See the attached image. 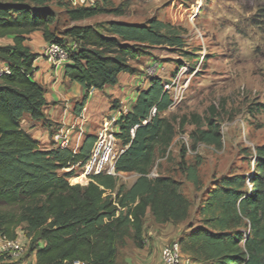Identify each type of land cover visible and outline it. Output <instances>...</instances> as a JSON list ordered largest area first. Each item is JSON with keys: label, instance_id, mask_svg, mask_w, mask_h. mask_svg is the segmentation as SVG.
<instances>
[{"label": "trees", "instance_id": "trees-1", "mask_svg": "<svg viewBox=\"0 0 264 264\" xmlns=\"http://www.w3.org/2000/svg\"><path fill=\"white\" fill-rule=\"evenodd\" d=\"M51 1L0 0V38H11L0 45V61L9 68L0 75V233L11 238L20 227L30 238L28 253L34 252L37 264H118L117 249L126 240L143 246L148 213L157 224L187 219L191 204L180 181L171 175L152 176L151 171L186 125L193 126L188 132L192 150L200 143L220 149L217 110L211 105L206 115L166 116L173 100L164 81L150 76L149 86L139 88L131 108L115 120L123 147L115 161L116 174L71 179L72 167L83 165L96 135L86 134L73 152L69 147L46 148L22 127L25 114L49 121L46 90L33 78L38 54L26 44L27 36L39 32L45 42L66 47L63 77L84 90L73 106L75 114L81 113L91 89L116 85L120 73L138 70L131 62L148 56L151 48L181 50L184 39L177 27L154 17L142 23L112 19L71 25L65 31L72 39L68 48L50 27L56 16ZM57 4L73 22L125 11L123 3L107 6L104 0L91 7L62 0ZM248 108L264 115V102ZM186 153L181 144L177 167L199 188L197 163H187ZM65 168L70 169L61 173ZM118 173L136 177L125 186ZM198 215L199 225L177 239L195 264H264V142L254 148L249 174L232 173L212 183Z\"/></svg>", "mask_w": 264, "mask_h": 264}, {"label": "rangeland", "instance_id": "rangeland-1", "mask_svg": "<svg viewBox=\"0 0 264 264\" xmlns=\"http://www.w3.org/2000/svg\"><path fill=\"white\" fill-rule=\"evenodd\" d=\"M104 3L107 6L123 3L124 14H100L73 22L67 17L64 6L53 0L49 5L56 16L50 27L69 48L72 39L65 35V31L71 25L100 24L112 19L142 23L154 17L177 27L184 46L181 50L167 46L151 48L148 56L131 62L138 69L134 74L123 73L117 85L89 91L79 146L86 134L97 136L103 124L123 107L125 102L122 100L133 98L150 75L160 77L164 83L175 79L176 92L174 94L171 90L173 104L164 112L166 116L206 115L211 105L217 110L222 136L220 149L200 143L192 150L188 132L193 126L186 125L174 136L168 155L158 157L151 171L152 176L171 175L180 181V190L191 204L188 217L180 224L177 234V237L184 236L189 227L199 225L198 209L212 183L232 173L249 174L254 148L264 142V115L248 112L251 103L264 102V0H104ZM10 42V37L0 38V45ZM26 44L38 55L46 46L42 37L28 39ZM155 67L156 72L150 74ZM68 87V83H64L62 90L71 93L72 111L84 91L78 93ZM44 88L47 92V87ZM128 104L130 100L125 105ZM59 122L32 120L28 114L22 118L23 128L33 137L48 131V140L39 141L46 148L56 146L52 136ZM74 143L72 141L71 145ZM181 144L187 148V163H197L199 188L187 181L177 167ZM121 147L117 140V148ZM72 168L71 179H85L81 177L82 166L74 165ZM117 175L125 186H129L136 177L134 173ZM137 248L140 247H136L132 240H126L117 249L118 264H155L151 246L144 248L145 254Z\"/></svg>", "mask_w": 264, "mask_h": 264}, {"label": "built area", "instance_id": "built-area-1", "mask_svg": "<svg viewBox=\"0 0 264 264\" xmlns=\"http://www.w3.org/2000/svg\"><path fill=\"white\" fill-rule=\"evenodd\" d=\"M72 6H95L99 0H67ZM75 46V44H74ZM67 49L58 43H46L44 56L49 62L55 65H63L67 60ZM156 67L152 68L150 74L156 72ZM8 65L0 61V75L8 74ZM154 76V75H150ZM175 79L170 83H164V89L172 94V89L175 94L174 87ZM172 98V96H171ZM173 100V98H172ZM64 109L61 121L58 128L52 136L56 146L61 148L69 147L75 152L78 149L79 141L82 136V126L85 115L84 108L81 113L75 114L70 111L71 102L69 98H63ZM173 104V103H172ZM172 106V105H171ZM154 113V110H152ZM118 128L115 125V118L111 117L102 126L96 140L82 165V172L86 179L92 175L99 173L116 174L115 161L117 156L123 151V147L117 148L116 132ZM134 127L130 129V134L133 135ZM74 141V145L71 142ZM30 238L25 235V232L17 227L14 237H7L0 233V264H37L34 252L28 253ZM161 264H195L190 257L185 254L177 239L166 243L160 251ZM75 264H80L75 262Z\"/></svg>", "mask_w": 264, "mask_h": 264}, {"label": "crops", "instance_id": "crops-1", "mask_svg": "<svg viewBox=\"0 0 264 264\" xmlns=\"http://www.w3.org/2000/svg\"><path fill=\"white\" fill-rule=\"evenodd\" d=\"M39 37L40 38L42 37L39 32H33L27 36V40L31 38L36 39ZM44 50L45 49L41 51V54L38 55V57L34 61L35 70L33 73V78L37 82H39L43 87H47L48 89V91L45 94L46 101L48 102V104L44 108L47 118L52 120V122H59L61 121L63 109H64L63 98H69L71 94L69 92L64 93V90H62L63 84L68 83L69 87L67 89L78 91V93H81L84 90L78 84L72 83V82L70 83L68 79L63 77V66L68 61H66L63 65L52 64L44 56ZM33 52H37V51H33ZM122 74L123 73H120L118 77V83L121 81L120 79H121ZM142 84L143 85L141 88H147L149 86L148 78L145 79L142 82ZM66 91H69V90H66ZM136 95H137V92L134 94L133 98H124L122 100L125 103L122 108L118 109L115 112L116 114L114 113L113 117L115 118V120L118 119L122 113H125L131 108ZM51 100L53 101V103L52 102L50 103ZM129 100H130V104L125 105L126 102ZM54 102H57V103H54ZM72 113L74 112L72 111ZM21 125L23 124L21 123ZM48 137H49L48 131L43 132L42 135H39L38 137L34 136L35 139H37L38 141L42 143L44 142L45 139L48 140ZM180 224L181 223L179 224H172V223L157 224L154 222L152 215L148 213L145 217V222H144L143 232H142L143 246L140 248H137L138 251L141 252L142 254H145L144 248L151 246V248L153 249L152 255L155 256L154 258L155 264H161L160 251L166 243H168L171 240H175L179 238L177 237V234H178ZM172 225L174 226L173 228H172ZM147 237L149 238V241L147 240Z\"/></svg>", "mask_w": 264, "mask_h": 264}, {"label": "bare ground", "instance_id": "bare-ground-1", "mask_svg": "<svg viewBox=\"0 0 264 264\" xmlns=\"http://www.w3.org/2000/svg\"><path fill=\"white\" fill-rule=\"evenodd\" d=\"M81 177H84L83 175H81ZM85 178V177H84Z\"/></svg>", "mask_w": 264, "mask_h": 264}]
</instances>
